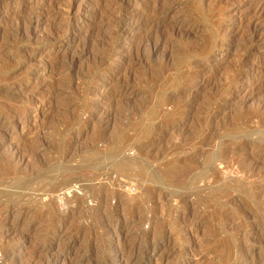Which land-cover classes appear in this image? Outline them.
<instances>
[{
    "label": "rangeland",
    "instance_id": "obj_1",
    "mask_svg": "<svg viewBox=\"0 0 264 264\" xmlns=\"http://www.w3.org/2000/svg\"><path fill=\"white\" fill-rule=\"evenodd\" d=\"M0 264H264V0H0Z\"/></svg>",
    "mask_w": 264,
    "mask_h": 264
}]
</instances>
